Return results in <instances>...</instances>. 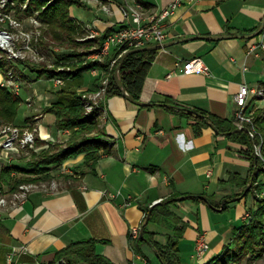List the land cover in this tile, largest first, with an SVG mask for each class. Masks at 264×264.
<instances>
[{
    "label": "crops",
    "instance_id": "0c3cea01",
    "mask_svg": "<svg viewBox=\"0 0 264 264\" xmlns=\"http://www.w3.org/2000/svg\"><path fill=\"white\" fill-rule=\"evenodd\" d=\"M172 2L84 0V9L71 10L85 26L102 34L133 23L132 17L124 14L127 3L141 5L146 15L159 16ZM263 20L264 0H193L163 18L165 42L174 43L159 49L148 69L140 97L145 104L124 95L107 96L101 120L110 138V151L102 150L95 171L84 163L85 154L69 159L66 172L38 181L43 183L22 205L11 201L0 208L4 227L0 264H58L59 251L88 238L98 240L97 252L111 263L140 264L146 259L162 264L149 244L142 245V252L136 251L133 229L139 228L141 234L144 206L152 207L176 192L216 194L222 203L215 207L187 198L172 204L176 214L188 222L178 244L183 264H190L183 249L190 252L194 264H207L219 256L243 225L250 206L249 198L242 204V197L224 207V195L237 186L222 187L220 183L232 174L247 178L251 164L238 154L244 144L218 136L211 125L197 135L194 120L187 114L189 110L205 111L234 123L235 98L241 85L264 83V48L259 46L262 34L238 36L255 34ZM224 34L230 37H214ZM194 57L203 59L209 73L184 71L183 64ZM99 73L96 69L86 72L74 85L84 91L93 89ZM36 93L52 103L58 99L57 91ZM37 125L45 135L65 137L52 113L40 115ZM231 210L235 217L226 223L224 215ZM147 223L161 244H167L175 234V224L168 218L148 219ZM200 234H205L210 247L197 255Z\"/></svg>",
    "mask_w": 264,
    "mask_h": 264
},
{
    "label": "trees",
    "instance_id": "16d2710c",
    "mask_svg": "<svg viewBox=\"0 0 264 264\" xmlns=\"http://www.w3.org/2000/svg\"><path fill=\"white\" fill-rule=\"evenodd\" d=\"M38 1L39 0H37V2ZM37 4L39 5L40 2ZM72 5L81 6L82 3H80L79 0H56L41 11L42 18L45 20V23L48 24L49 32H51L54 37L69 38L72 41L74 37L80 33V24L76 23L75 19L71 16L70 7ZM111 32H113V29L110 28L102 33V35L93 40H89V42L94 41V43H97L98 47L99 45L102 46L108 34ZM148 46L151 45L140 48H130V51L125 53L112 69H108L113 59L112 56H109L104 62L90 61L84 63V67L81 69L78 68L72 72L65 71L55 73L50 69L49 74L53 76L63 75L65 78L68 76L76 79L81 73L90 71L93 68H106L109 74L107 96L111 97L114 95H124V90L119 87L115 77L118 70L126 92L132 95L136 100H140L148 69L158 52V49L146 48ZM64 56L63 58L65 59L70 58L72 55L66 54ZM1 64L2 63H0V65ZM97 83L101 84L100 80L98 81L97 79ZM72 85L73 84L63 86L57 90L58 99L48 107L47 111L54 114L56 124L59 128L77 127L78 130L74 132L72 138H69L66 145L61 146V148L54 152H43L38 157H35V159L28 162L27 166L19 164L7 165L3 169V179L4 182L8 183L12 191L17 189L21 183L28 182L29 180L35 181L54 177L55 174L51 173L52 168L57 169V167L67 159L76 157L81 152L85 154V164L94 170L99 159L103 155L102 150L110 151V140L105 129H100L101 132L98 133V135L90 136L86 134L97 128L99 129L100 111L103 110V104L87 113L85 99H83L82 95L78 94L76 90H71ZM21 101L20 96L12 93L6 86L0 85V123L3 121L17 122L16 120L21 108ZM199 113L193 110L190 112L189 110L187 114L194 120L193 126L197 135L202 132L204 126L213 123L219 130L217 133L218 136L225 135L247 145V147L238 150V154L240 157L250 161V175L247 178H243L239 174H232L227 182L223 181L220 183L222 187L228 184L237 186L235 191L233 190L230 194L226 193L224 195L227 199L224 206L226 207L230 201L246 196L248 193L252 192V190H256L260 187L261 183L259 184L258 182L257 184L253 182L252 188L244 195V190L250 181L252 179L255 181L256 177L254 175V170L256 166L259 168L262 165V161L254 154L253 144L248 132L238 131L232 120L224 119L205 111H199ZM13 172H15V174L11 175ZM42 173H46L47 175L43 176ZM27 174H36V176L27 177ZM37 175L41 176L39 177ZM182 195H187V198L197 202L206 201L215 207H219L222 204L221 201H217L216 194H184L176 192L152 207L149 205L144 206L145 217L141 226V231H143L144 236L142 237L141 234H139V236L134 239V245L138 253L142 252V245L147 243L155 250L162 264H183L180 258L178 244L179 240L183 237V232L188 222L184 221L172 209V204L176 203L175 198ZM261 204H264V199L261 200ZM263 207L264 206L254 212L253 218L249 223L244 222L243 225L236 230L237 238L226 246V249L232 251L233 254L231 256L228 255L226 259L237 257L234 260L239 262V260L243 259L248 250L251 249L255 251L258 248L264 247ZM161 218H168L175 224V234L170 237L167 244L158 242L154 238V232L148 230V223L145 222L147 219H149V221H160ZM3 231L4 227L0 221V232ZM243 238L246 240L244 244L241 241ZM97 242L98 240L94 238L72 242L66 248L58 252V260L69 264H114L97 252ZM223 257L224 256L220 254L214 257L208 264H221L220 261L226 262V259Z\"/></svg>",
    "mask_w": 264,
    "mask_h": 264
},
{
    "label": "rangeland",
    "instance_id": "374dc122",
    "mask_svg": "<svg viewBox=\"0 0 264 264\" xmlns=\"http://www.w3.org/2000/svg\"><path fill=\"white\" fill-rule=\"evenodd\" d=\"M55 1L56 0H39L38 2L37 0H0V34L6 36V38H3V40L0 39V63H2L0 65V85L9 88L12 93L20 96L22 100L21 108L16 120L17 122L3 121L0 123V126L10 123H17L19 125L24 121L22 124L23 127H27L29 129H38V138L35 146L21 152L18 155H15L12 159V164L27 166L28 162L32 161L35 159V157H38L45 151H57L59 148H61V146L66 145L69 138H72L74 132L78 130L77 127H58V131L64 132L62 133L65 135L64 138L45 135L46 133L43 132L41 133L39 125H37L39 117L42 114L49 113L47 109L52 105V102H50V99H46L47 97L41 98L36 92H56L63 86L73 84L71 90H76L77 93L81 94L83 99H85L87 113L93 111L94 108L101 106V104H103V108L105 109L107 108V104L106 100L104 99L107 98V91L97 96L96 94L98 92H102L104 87L107 88L109 82L108 69H112L114 65L121 59V57L130 51V49H127L128 51L126 50L123 52V48L116 46H112L110 49L105 50L104 43L102 46L99 45L98 47L97 43H94V41H91L93 43L89 42V40H93L102 34L97 33L95 29L85 26L84 21L74 17L71 10L73 7H77L79 9L82 7L84 9V0H79L80 3H82L81 6L72 5L70 7L71 16L75 19L76 23L80 24H78L81 30L80 33H78L72 41L69 38H59L57 36L54 37V35L49 32L48 24H46L45 20L42 18L41 11ZM39 2L41 5L37 4ZM66 54H71L72 56L70 58L64 59L63 57H65L64 55ZM109 56H112L113 59L108 69L97 67L90 70L94 71L96 69L98 72L100 71L98 80H100L101 84L98 83V85L93 89H87L84 91V89H79L76 87V85H74V82H77V84L80 83L84 77V74L90 71L81 73V75H79V77L76 79L68 76L65 78L63 75L53 76L49 74L50 69L55 73L65 71L72 72L78 68L81 69L84 67V63H88L90 61L104 62ZM56 77L62 78L63 83H55ZM254 87L257 90L255 96L252 99L253 108L251 109V114L249 116L250 120L252 119V121L250 122V120H240L237 111L234 117V125L237 128L246 126L249 128L250 132L252 131L254 133V135L251 136L250 132H248L253 144L254 154L262 161V165L259 168L256 166L254 170V175L256 177L255 181L252 179L248 184H251L249 189L252 188L253 182H256L257 184L258 182L259 184L261 183L260 187L256 190H252V192L248 193V195L242 196L245 197L242 202L243 205L245 200L249 198L247 204L250 206H248L247 211L243 215V220L247 223L252 220L254 212L264 206V204H261V200L264 199V83H259ZM31 90L34 91L31 92ZM100 112L101 116L105 115L104 110H101ZM100 129H105L102 126L101 117L99 120V129L97 128L86 134L90 136L98 135V133L101 132ZM245 146L247 147V145ZM80 155H84V153L81 152L78 156L72 157L70 159H76ZM68 160L69 159L66 161ZM65 162L60 164L57 169L52 168L51 173L60 174L61 172H66L64 167ZM3 169L1 168L0 171V184L3 186L4 192L9 194V197H11V194L18 190L19 187L14 191L11 190L8 183L4 182ZM14 174L15 172H13L11 175ZM42 174L43 176L47 175L46 173ZM28 176L34 177L36 174H27V177ZM37 176L40 177L41 175ZM52 179L53 177L46 180ZM40 180L44 179L35 181L29 180L28 182L24 183H33L37 184L38 186L39 184L43 183L38 182ZM247 187L244 190V195L249 190L248 189L246 191ZM242 197H239L238 199L241 200ZM232 217H235V211H228L224 215L226 223H228L227 219ZM236 230L226 246L231 244L235 238H237ZM241 241L243 244L246 242L244 238ZM226 246L220 252V254H222V256H224L223 258L225 259L228 255L231 256L233 254L232 251H228L229 249H226ZM258 249L255 251L251 249L248 250L245 253L243 259L239 260V262L234 260L237 257H233L231 259H226V262L220 261V263L264 264V247ZM183 252L186 257L185 259L189 261L190 264H194L195 261H191L190 252H186L185 249H183Z\"/></svg>",
    "mask_w": 264,
    "mask_h": 264
},
{
    "label": "built area",
    "instance_id": "2783aa9c",
    "mask_svg": "<svg viewBox=\"0 0 264 264\" xmlns=\"http://www.w3.org/2000/svg\"><path fill=\"white\" fill-rule=\"evenodd\" d=\"M193 0H173V2L166 7L163 12L157 16L156 14L146 15L143 7L141 5L128 4L124 9V14L128 17H132V22L121 26L118 29L113 30L109 33L105 42L104 49L108 50L112 46L123 48V52L132 47H144L147 45L164 43L167 39V33L164 30L161 20L166 16L170 15L174 9L185 3ZM262 34V40L259 44L261 48H264V29L260 33ZM6 36L0 34V39L3 40ZM5 41V40H4ZM127 50V51H128ZM179 64V63H178ZM183 69L186 73H209V69L201 57H194L183 64ZM55 83H63V79L60 77L55 78ZM256 88L249 86L244 83L241 85L237 95L236 104L238 106V115L240 120L249 121L251 109L253 108V97L256 94ZM107 88L104 87L102 92L96 94L100 95L105 93ZM106 95V94H105ZM104 95V97H105ZM106 100V99H104ZM106 111V108L104 109ZM252 119L250 120V122ZM250 132V130L248 131ZM250 135L253 136L254 133L251 131ZM38 138V129H29L23 127L22 124H3L0 126V171L7 165H12V159L15 155L28 150L35 146ZM55 183V182H53ZM37 187V184L33 183H23L19 186L18 190L11 194L4 192L3 186L0 184V208L7 206L11 201L15 205H22L29 197L32 190ZM133 235L135 237L139 236L140 229L134 228ZM209 243L205 235H200L196 243V253L197 255H202L209 249ZM23 251V249H22ZM12 259V257L10 258ZM140 264H156L154 262H149L144 259Z\"/></svg>",
    "mask_w": 264,
    "mask_h": 264
},
{
    "label": "water",
    "instance_id": "95a60500",
    "mask_svg": "<svg viewBox=\"0 0 264 264\" xmlns=\"http://www.w3.org/2000/svg\"><path fill=\"white\" fill-rule=\"evenodd\" d=\"M263 29H264V20H263V24L261 25V27L259 28V30H258L255 34L240 35V36H238V37H239V38L254 37V36L260 34V33L263 31ZM214 37H215L216 39H223V38H228V37H230V35H228V34H224V35H217V36H214ZM173 43H174V42H165V43L153 44V45L148 46V47H146V48H150V49H158V50H159V49H162V48L168 47V46L172 45ZM115 77H116V81H117V84L119 85V87L123 88V90H124V96H125L126 98H128L129 100H131V101H133V102H136V103H138V104H140V105H144V104H145V103L142 102L141 100H136L132 95H130L128 92H126V90H125V88H124V86H123V81H122V79H121L120 76H119V71H118V70H117V72H116ZM199 114H200V113H199ZM210 125H211L212 128H214L217 132H219V130H218V128H217L216 125H214L213 123H210ZM237 130H238V131H246V132H248V131H249V128L246 127V126H243V127H239V128H237ZM250 186H251V184L248 185L246 191L250 188ZM186 198H187V195H182V196H180V197H176L175 199H176V200H179V199H186ZM226 200H227L226 198L223 200V204L226 202ZM160 202H161V201H157V202H155L152 206H154V205H156V204H158V203H160ZM147 222H148V219H147ZM141 236H142V237L144 236L143 231H141ZM60 262H61V261H59L58 264H60Z\"/></svg>",
    "mask_w": 264,
    "mask_h": 264
}]
</instances>
